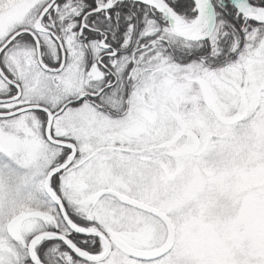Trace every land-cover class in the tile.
I'll return each instance as SVG.
<instances>
[{"label": "snow or ice", "instance_id": "1", "mask_svg": "<svg viewBox=\"0 0 264 264\" xmlns=\"http://www.w3.org/2000/svg\"><path fill=\"white\" fill-rule=\"evenodd\" d=\"M0 264H264V0H0Z\"/></svg>", "mask_w": 264, "mask_h": 264}]
</instances>
